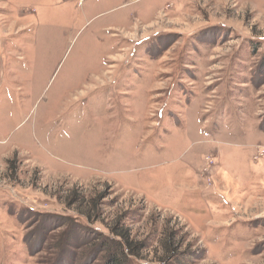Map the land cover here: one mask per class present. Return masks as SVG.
I'll return each mask as SVG.
<instances>
[{
    "label": "rangeland",
    "instance_id": "1",
    "mask_svg": "<svg viewBox=\"0 0 264 264\" xmlns=\"http://www.w3.org/2000/svg\"><path fill=\"white\" fill-rule=\"evenodd\" d=\"M263 56L264 0H0V264H264Z\"/></svg>",
    "mask_w": 264,
    "mask_h": 264
},
{
    "label": "trees",
    "instance_id": "2",
    "mask_svg": "<svg viewBox=\"0 0 264 264\" xmlns=\"http://www.w3.org/2000/svg\"><path fill=\"white\" fill-rule=\"evenodd\" d=\"M264 57V56H263ZM121 221H119L113 230L114 235H117L119 237V241L116 242V248H117V254L119 257H122V260L126 261L128 255L139 257L140 256V250L139 246L130 239L129 231L123 229V227L120 226ZM167 252V256H169V259L174 257L177 254V249L173 250L172 248L167 247L165 250ZM116 258L112 261L114 264H123L119 261H115Z\"/></svg>",
    "mask_w": 264,
    "mask_h": 264
}]
</instances>
